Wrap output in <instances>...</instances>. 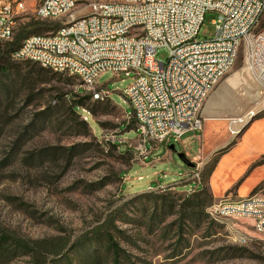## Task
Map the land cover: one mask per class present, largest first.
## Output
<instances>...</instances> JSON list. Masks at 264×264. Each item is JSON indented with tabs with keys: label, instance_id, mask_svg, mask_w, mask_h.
<instances>
[{
	"label": "rangeland",
	"instance_id": "obj_1",
	"mask_svg": "<svg viewBox=\"0 0 264 264\" xmlns=\"http://www.w3.org/2000/svg\"><path fill=\"white\" fill-rule=\"evenodd\" d=\"M25 1L13 43H0V264H264V236L251 220L224 218L216 213L220 200L194 193L207 187L221 150L200 165L183 146L191 143L196 152L198 133L144 145L123 95L130 77L105 74L99 84L112 96L94 101L79 79L12 59L23 39L62 26L36 20L38 2ZM215 20V14L206 16L199 39L214 36ZM245 54L243 44L233 70L202 108L203 116L219 113L228 147L264 118V96L243 73ZM167 57V50L158 51V61ZM253 110L230 136L228 119ZM237 172L229 170L227 179ZM196 173L199 179L192 178ZM111 240L120 250L117 260Z\"/></svg>",
	"mask_w": 264,
	"mask_h": 264
},
{
	"label": "built area",
	"instance_id": "obj_2",
	"mask_svg": "<svg viewBox=\"0 0 264 264\" xmlns=\"http://www.w3.org/2000/svg\"><path fill=\"white\" fill-rule=\"evenodd\" d=\"M25 1V0H24ZM36 20L54 21V14L64 13L69 19L85 14L106 15V22H93L67 34L62 40L42 36L28 43L20 58L26 62L49 63L54 73L73 77V71L86 75L93 98L110 100L112 94L99 84L107 73L130 77L132 83L123 92L131 97L132 117L136 120L141 141L179 142L188 133H201L204 127L202 108L212 87V77L224 72L226 65H236V47L246 46V74L259 86L264 96V0H190V8L175 0H147V7L138 8V0H36ZM26 2V1H25ZM26 13L23 0H0V43L7 38L13 15ZM215 14V34L208 47L192 44L199 37L195 22H204ZM135 21H148V28L129 32ZM152 26H160V34H152ZM85 31L101 35V42L90 43ZM114 32H124V39H114ZM165 49V62L157 60ZM64 50L66 60L57 58ZM192 108H201L198 121H191ZM243 116L228 119V132L244 121ZM192 178L199 179V174ZM230 209H239V216H230ZM216 213L224 218L251 220L254 231L264 236V193L245 198L224 197Z\"/></svg>",
	"mask_w": 264,
	"mask_h": 264
},
{
	"label": "crops",
	"instance_id": "obj_3",
	"mask_svg": "<svg viewBox=\"0 0 264 264\" xmlns=\"http://www.w3.org/2000/svg\"><path fill=\"white\" fill-rule=\"evenodd\" d=\"M212 115L209 113H206L205 116L202 115L204 127L203 131L198 133L199 137L196 139V152H190L191 143H188V145H186L187 143L183 144L184 152L195 161H201L200 165H205L220 150L227 148L231 143L230 137L225 132V126L218 122L219 113L214 112ZM259 125H263V131L252 132V129ZM220 128L223 129L221 135H215L221 130ZM226 160H228L227 163ZM229 170L238 172L232 174V177L228 180ZM206 185L214 200H221L226 195L232 194V192L237 195L236 198L241 199L248 197L261 187L264 188V118L252 123L242 133L237 143L231 146L226 153L218 156Z\"/></svg>",
	"mask_w": 264,
	"mask_h": 264
},
{
	"label": "bare ground",
	"instance_id": "obj_4",
	"mask_svg": "<svg viewBox=\"0 0 264 264\" xmlns=\"http://www.w3.org/2000/svg\"><path fill=\"white\" fill-rule=\"evenodd\" d=\"M175 4L183 5V8H190V0H175ZM147 7V0H138V8ZM16 15H13V21H11V26L7 28V38H4V43H10L14 40L16 34ZM64 13L54 14V21L63 22ZM93 22H106V15L99 13L85 14L83 17H76L75 19H69L67 22L62 23V26L53 34L46 35V37H53V40H62L67 34L80 29L83 25H87ZM203 22H195V29H201ZM140 28H148V21H135L129 25V32H140ZM152 34H160V26H152ZM37 38H42L39 35L29 36L23 39L21 45L17 50L12 53V58H20L21 53L33 40ZM85 39L90 43L101 42V35H98L95 31H85ZM114 39H124V32H114ZM211 43V39H199L198 37H192V44L198 47H208ZM241 47H236V54H239ZM57 58L59 60H66V53L64 50H57ZM17 62H26V59H16ZM37 64V63H36ZM43 69L51 70L54 72V65L49 63L38 64ZM246 67L243 68V73L246 72ZM233 70V65L225 66V74H229ZM118 77V75H114ZM73 77L79 79L83 85L88 90V82H86V75L82 74L81 71H73ZM224 78V72H217V74L212 77V87H216L219 82ZM94 101H104L106 99L93 98ZM127 101L131 106V97L125 96ZM257 112L249 113L244 121L240 123L234 130H240L244 124L251 119ZM201 117V108H192L191 111V121H198V118ZM230 216H239V209H230Z\"/></svg>",
	"mask_w": 264,
	"mask_h": 264
},
{
	"label": "trees",
	"instance_id": "obj_5",
	"mask_svg": "<svg viewBox=\"0 0 264 264\" xmlns=\"http://www.w3.org/2000/svg\"><path fill=\"white\" fill-rule=\"evenodd\" d=\"M15 39V38H14ZM14 41V40H13ZM10 43H13V42H10ZM10 43H6V44H10ZM19 48V47H18ZM17 48V49H18ZM15 51V50H14ZM13 51V52H14ZM12 52V53H13ZM81 110V108H80V106L79 107H77V108H75L74 109V112H77V111H80ZM256 120V119H255ZM254 120V121H255ZM173 142H171V144H172ZM171 147V146H170ZM229 148L230 147H228V148H225V149H223V150H221L220 152H219V155H223L224 153H226L228 150H229ZM194 193H199V196H202V195H204V196H206V197H208L209 198V200H210V202L212 201V199H213V197H212V194L210 193V190H209V188L208 187H205V186H203L202 185V187H201V190L199 191V192H194ZM109 249L110 250H112V252L115 254V256H116V260L118 259V257H119V252H120V250H119V248H118V245L115 243V242H113V240H111L110 241V243H109Z\"/></svg>",
	"mask_w": 264,
	"mask_h": 264
},
{
	"label": "water",
	"instance_id": "obj_6",
	"mask_svg": "<svg viewBox=\"0 0 264 264\" xmlns=\"http://www.w3.org/2000/svg\"><path fill=\"white\" fill-rule=\"evenodd\" d=\"M252 122H250L248 125H250ZM171 150H174V146H171L170 147ZM177 157L181 160V162L187 166L188 168L190 169H195L196 168V165L194 163H192L186 156L185 153H180V154H177Z\"/></svg>",
	"mask_w": 264,
	"mask_h": 264
}]
</instances>
